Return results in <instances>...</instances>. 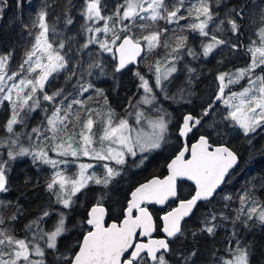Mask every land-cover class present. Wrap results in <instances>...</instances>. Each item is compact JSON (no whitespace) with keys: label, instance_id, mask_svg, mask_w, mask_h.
<instances>
[{"label":"snow or ice","instance_id":"6c2138e0","mask_svg":"<svg viewBox=\"0 0 264 264\" xmlns=\"http://www.w3.org/2000/svg\"><path fill=\"white\" fill-rule=\"evenodd\" d=\"M215 5L224 8L222 18L221 13L214 10L213 0H196L187 6L185 0H175L171 6L167 0H119L111 11L104 0H84L80 9L84 21L81 32L91 35L79 44L76 55L96 44L99 52L89 53L87 63L80 59L72 63L70 42L75 37L64 38L58 34L56 23L50 25L47 20L48 8L52 5L45 4L37 13L36 20L30 26L24 25L26 29H37V32L18 69L9 72L12 53L0 54V106L7 109V118L0 125L6 135L0 136V144L8 146L7 159H0V192L8 191L10 163L21 156H31L33 163L51 166L53 172L46 183V190L54 197V203L62 205L65 210L74 208L77 193L90 183L107 188L121 176L129 156L136 157L138 152L158 149L165 141L171 119L164 109L156 107V90L164 93L166 99H176L177 96L179 100L186 99L185 88L178 89L172 95H168L166 89V83L178 71L177 64L183 55L186 53L193 59L200 55L209 56L218 46L230 43L218 34H239L244 21L255 27L257 37L245 46L250 56L249 63L243 68L217 74L219 83L215 99L199 115L191 112L184 114L178 125V135L189 137L194 129L212 116L215 103L221 100L227 106L222 119L239 125L246 135L264 125V0L255 11L252 0H238L237 3L215 0ZM6 6L7 0H0V9ZM73 7L72 0H65L61 16L57 19L64 17L65 24L71 25L73 19L69 13ZM217 20L219 22L215 23ZM160 21L166 25L175 24L178 28H159ZM180 21L186 23L181 25ZM214 23L215 27L210 28L209 25ZM136 27L147 34L137 36L133 32ZM154 27L156 30H150ZM184 30L207 39L206 43L201 42V52L189 46L187 35L177 34ZM29 35L32 33L29 32ZM100 35L104 38L101 39ZM239 46L237 43L231 44L233 49ZM145 48L149 52L164 48L167 52L164 58L148 66V71L154 76V84L139 69L133 73L139 81L138 90L143 91L135 104L129 100L128 107L135 111L126 109V116L117 119L110 106L106 111L88 106V101L93 97H83L89 90H93L107 106L104 90L85 79L86 76H93L94 70H98L101 76L108 75L103 53H110L115 60L112 68L115 74L136 62ZM186 70L190 74L195 72V69L187 66ZM257 70L260 75L256 74ZM62 71L68 73L65 76L66 85L76 80L71 85L72 91L63 86L51 93L46 91L50 77L54 78ZM242 80H247L246 85L238 92L231 91V86L240 84ZM191 83L190 76L188 84ZM143 105H151L155 114L146 115ZM37 109L44 112L40 124L32 127L30 132L17 131V127H28V118ZM128 116H134L135 125L129 123ZM209 127L214 129L215 124ZM25 141L28 146H25ZM50 152L55 153V157L50 156ZM69 157L73 159L69 160ZM81 157L102 162L103 175L89 171L94 168L92 163H79L77 172L68 176L61 165L75 163ZM236 163L235 152L224 145L212 147L207 135H200L191 145L184 143L167 164V176L163 179L155 177L130 192L122 212L123 219L119 223L105 226L106 210L98 200L84 221L91 226L90 229L66 253L60 252L58 241L68 231L65 223L67 211L59 212L52 228L45 230L44 220L51 215L49 205L40 216L24 226L25 235L22 238L6 227L5 218L0 216V264H47L49 251L58 264H172L168 259V254L173 252L170 241L184 236L182 221L193 214L198 202H210L214 198ZM185 179L194 182L195 190L190 198L182 199L180 182ZM251 191L246 190L239 197L242 207L238 212L245 213L243 205L249 204L245 213L247 220L255 217L264 223V202L254 199ZM231 199L230 196L225 197V200ZM169 201L176 202L177 206L162 217H154L149 206L165 205ZM19 211L7 220L15 221ZM216 219L214 213H209L192 236L195 237L197 232L213 235L217 227L214 223ZM235 220L239 221L240 215ZM157 231H162L164 236L155 237L153 234ZM234 245L229 248L230 258L224 259L222 264H249L247 245L241 244L239 239L234 241ZM196 254V251L176 253L179 264H194L192 258Z\"/></svg>","mask_w":264,"mask_h":264},{"label":"trees","instance_id":"16d2710c","mask_svg":"<svg viewBox=\"0 0 264 264\" xmlns=\"http://www.w3.org/2000/svg\"><path fill=\"white\" fill-rule=\"evenodd\" d=\"M83 2L84 0H72L74 7L69 14L73 19V23L66 25L64 17L57 19L61 16V8L65 0H7V6L0 9V54L9 52L12 55L14 54L16 47L23 41L25 35L26 37L29 35V33H25L26 29L23 27L25 23L21 26L22 18L25 20L35 11L37 14L45 4H48L52 5L48 8V23L51 25L55 22L57 32L62 37H75V40L70 42L73 49L72 53H69L72 56V63H75L77 59L87 63L89 53L97 54L99 46L98 44L90 45L84 52L76 55V48L79 44L85 42L88 35H91L81 32V25L84 21L80 9ZM104 2L111 11L119 0H104ZM195 2L196 0H185V6ZM237 2L238 0H231V3ZM252 2L254 11L262 6L261 0H252ZM213 7L215 11L221 13L222 18L224 8L216 7L215 0H213ZM184 14L186 15V12ZM218 22L217 20L215 23ZM185 23L186 21H180L181 25ZM215 23L210 24L209 27L214 28ZM243 23L244 27L239 34L228 32L218 34L220 38L227 39L230 43L218 46L209 56L200 55L199 58L193 59L186 53L183 55V59L177 64L178 71L166 83V88L168 95L176 94L178 89L185 88L186 99L179 100L178 96L176 99H166L163 98V95L160 96L161 93L158 89L156 90L157 97H159L156 107L164 109L171 119L165 141L158 149L137 154L136 157L129 156L127 163L123 166L121 176L117 177L107 188L90 183L87 188L77 193L74 208L71 211L65 210L68 214V219L65 222L68 231L58 241L61 253H66L68 249L74 248L77 242L82 240L83 234L90 229L84 221L87 219L89 209L98 200L107 209L109 221L120 222L123 219L122 212L130 192L139 184L153 177H164L167 174V164L185 143L178 135V125L182 122V116L189 112L193 115H199L202 109L215 99V94L218 91L216 77L219 72L234 71L237 68L247 66L249 63L250 56L246 52L245 46L257 37L255 27L247 21ZM158 27L178 28L175 24L166 25L164 21H160ZM150 30H156V28ZM31 32V37H34L37 29ZM133 32L137 36L147 34V32L141 31L139 27L133 28ZM177 34L187 35L189 46L195 49L196 52H201L202 41L207 42L206 38L189 30ZM169 35H171V32ZM100 38L103 39V35H100ZM232 43H237L240 46L233 49L231 48ZM166 52L167 50L164 48H157L151 52L145 48V55L137 66L115 74L112 73L115 60L110 53H103L102 59L108 75L101 76L98 70H94V75L86 76L85 79L90 80L96 88L104 90L107 96V106H105L102 98L96 97L93 90L85 93L83 98L86 99L88 96H92L93 99L88 101V106L94 108L100 104V111H106L107 107L110 106L115 111L117 119L126 116V109L129 112H134V108L128 107L129 100L131 99L135 104L140 99L142 90H138L139 81L133 73L139 69L142 74L146 75L150 83L154 84V76L148 71V66L154 64L156 60L164 58ZM149 54L150 63L145 65L144 62L147 61ZM186 66L195 69V72L188 73ZM67 74V72L62 71L56 74L54 78L50 77V82L46 85V91L51 93L62 86L66 87L68 91H72L71 85L75 84L76 80L73 79L66 85L65 76ZM256 74L260 75L261 73L257 70ZM190 76L192 83L189 85ZM189 92L191 95H188ZM214 108L215 112L212 116L208 117L197 129H194L193 133L189 134L187 143L190 145L200 135H207L211 143L226 144L230 147L238 155L240 163L238 168L230 174L222 191L210 202L200 203L194 214L183 222L184 236L170 241L173 252L168 254V259L172 261V264H179L177 252L187 254L196 251V256L192 258L194 264H222L224 259L230 258L229 248L234 247V241L239 239L241 244L247 245L249 248V264H264V223L259 222L255 217L247 220L245 213L249 204L243 205L245 213L238 212L242 207L239 197L246 190H252L251 195L253 198L264 202V125L246 135L238 125L222 119L223 115H226L227 108L222 101H217ZM145 113L154 115L155 110L152 106H148ZM43 117L44 112L39 110L33 117L29 116L27 128L17 127L16 130L30 132L32 127L40 124ZM6 118L7 109L0 106V125L3 124ZM127 118L130 120L129 116ZM210 124H215V128L209 127ZM4 135L6 133L0 128V136ZM25 146H28L27 141H25ZM7 147L6 144H0V159H7ZM49 155L55 156V153L50 152ZM86 160H89V157H81L79 162L66 165V168L63 169L66 174L77 172L78 164ZM141 160H143L142 163ZM95 163L97 162L95 161ZM101 164L102 162L97 163L95 166L97 167L98 176L103 175ZM52 172L53 169L49 165L39 162L33 163L31 156H21L11 161L8 172V191L0 194V216L5 218L6 224L10 230L15 231L17 237H24V226L40 216L42 210L48 208L49 205H51V208H48L51 215L45 218L43 227L45 230H49L57 220L60 205L54 203V197L46 190V183L49 181ZM194 190L195 187L192 184L180 182L182 199L190 198V195L194 194ZM226 196H230L232 199L225 200ZM176 205V202H171L165 209L150 207V210L154 217L158 218ZM18 209L20 211L17 219L8 221L7 218L17 213ZM209 213H214L217 216L216 221H214L217 225L215 233L209 235L206 232H197V235L193 237L192 233L201 227V221ZM237 215H240L239 221L235 220ZM224 217H227V219H224ZM245 220H247L246 223L243 222ZM157 223H161L159 219H157ZM233 233H236V235L233 236ZM156 237H162V231H157ZM46 261L47 264H58L51 251L46 256Z\"/></svg>","mask_w":264,"mask_h":264},{"label":"rangeland","instance_id":"374dc122","mask_svg":"<svg viewBox=\"0 0 264 264\" xmlns=\"http://www.w3.org/2000/svg\"><path fill=\"white\" fill-rule=\"evenodd\" d=\"M167 3H168V5L169 6H171L173 3H175V0H167ZM36 18H37V14H36V11L33 13L32 12V14H31V16L30 17H27L25 20H23V18H22V20H21V26H23V24L25 23V25H31L32 24V22L33 21H35L36 20ZM24 27V26H23ZM25 28V27H24ZM26 29V28H25ZM34 30H36V29H34V28H31V27H29V28H27L26 29V31H25V33L26 34H28L29 32H31V31H34ZM32 33V32H31ZM33 39H34V37H31V35H28L27 37H26V35H25V37H24V39H23V41L19 44V46H17L16 47V50H15V52H14V54L11 56V60H10V62H9V72L11 73V72H13V71H16L17 69H18V67H19V65L21 64V62H22V60L24 59V56H25V52L31 47V44L33 43ZM210 55V54H209ZM150 63V54L148 55V59H147V61L146 62H144V64L145 65H147V64H149ZM237 69H239V68H237ZM257 75H259V74H257ZM219 83V82H218ZM246 83H247V80H242L241 82H240V84H238V85H233V86H231V91H240L241 90V88L244 86V85H246ZM218 87V86H217ZM167 89V88H166ZM227 92H228V89H226V94H227ZM161 93V92H160ZM167 93H168V90H167ZM142 95H143V91H142ZM141 95V96H142ZM162 95H163V98H165V94L164 93H161L160 94V96L162 97ZM158 99H159V97H158ZM157 99V100H158ZM222 101V100H221ZM223 102V101H222ZM157 101H156V105H157ZM148 106H151V105H143V109L145 110ZM226 106V105H225ZM227 107V106H226ZM94 109H98V110H100L101 109V105L99 104V106H96V107H94ZM39 110H41V109H37V110H35L34 112H32L31 113V115H30V117H33V115L37 112V111H39ZM134 111H135V109H134ZM147 115V114H146ZM129 118H130V120H129V123L130 124H133V125H135V119H134V116H129ZM37 121V120H36ZM239 126V125H238ZM136 127H140V126H138V125H136ZM144 127H145V129L147 130V128H146V125H144ZM259 128V127H258ZM257 128V129H258ZM97 131H98V129H97ZM137 154H143V153H137ZM56 155V154H55ZM53 157H55V156H53ZM69 160H72L73 158H71V157H69L68 158ZM77 162H79V160L78 161H76L75 163H77ZM83 163H92L93 165H94V168L93 169H90L89 171L91 172V171H95L96 173H97V167H95L96 165H97V163H95V160H92V159H90L89 158V160H86V161H84ZM72 164H74V163H69L68 165H72ZM61 168H66V166L65 165H61ZM67 170V169H66ZM78 170V169H77ZM68 171V170H67ZM76 172H71V173H67L69 176H73L74 174H75ZM98 175V174H97ZM61 211H65V209H63V206L62 205H60V211L59 212H61ZM6 227H8V225L6 224L5 225ZM9 228V227H8ZM10 229V228H9Z\"/></svg>","mask_w":264,"mask_h":264},{"label":"water","instance_id":"95a60500","mask_svg":"<svg viewBox=\"0 0 264 264\" xmlns=\"http://www.w3.org/2000/svg\"><path fill=\"white\" fill-rule=\"evenodd\" d=\"M144 54H145V50L143 51V52H141V56L140 57H138L137 58V61L136 62H134L133 64H130L126 69H128V68H131V67H134V66H137L138 65V63L140 62V60L144 57ZM125 69V70H126ZM182 138V137H181ZM183 140H184V142L185 143H187V138H182ZM198 139V138H197ZM196 139V140H197ZM196 140L195 141H193L191 144H193V143H195L196 142ZM210 141V140H209ZM190 144V145H191ZM210 144L212 145V147H218V146H220V145H224V146H226V147H228L226 144H213V143H211L210 142ZM228 148H230V147H228ZM231 149V148H230ZM211 150V149H210ZM232 150V149H231ZM233 151V150H232ZM234 152V151H233ZM237 155V154H236ZM175 157V156H174ZM173 157V158H174ZM172 158V159H173ZM171 159V160H172ZM171 160L169 161V163L171 162ZM239 163H240V160H239V157H238V155H237V163L233 166V168L232 169H230L229 170V174L227 175V177H226V179H225V182L224 183H222L221 185H220V187L217 189V192L215 193V195H214V198H215V196L220 192V191H222V189H223V187H224V185H225V183L227 182V180H228V178H229V176H230V174L236 169V168H238V166H239ZM167 169V168H166ZM168 175V171H167V174L165 175V176H167ZM164 176V177H165ZM158 177V176H157ZM164 177H159V178H161V179H163ZM153 178H155V177H153ZM153 178H151V179H153ZM151 179H149V180H151ZM149 180H147V181H149ZM147 181H145V182H143V183H146ZM182 182V181H181ZM183 182H188V183H190V184H192L194 187H195V184H194V182L193 181H189V180H183ZM142 184V183H141ZM140 185V184H139ZM138 185V186H139ZM0 193H2V192H0ZM214 198H212L211 200H213ZM172 201H169L168 203H166L165 205H158V204H154V205H150L149 206V210H150V207H157V208H160V209H165V208H167L168 207V205L171 203ZM205 202H207V201H202V202H198V204H197V207L194 209V211H193V214H194V212L196 211V209L198 208V206H199V204L200 203H205ZM104 208H105V206H103ZM91 209V208H90ZM89 209V210H90ZM105 210H106V212H105V217H104V220H105V226H108V225H110L111 223H113V222H117V221H109V214H108V211H107V209L105 208ZM151 211V210H150ZM169 211H171V210H169ZM165 214V213H164ZM163 214V215H164ZM192 214V215H193ZM191 215V216H192ZM190 216V217H191ZM190 217H186L185 218V220L184 221H186V220H188ZM184 221H182V226H183V222ZM117 223H119V222H117ZM91 227V226H90ZM155 237H156V232L153 234ZM164 236V233L162 232V237ZM157 238H159V237H157ZM141 239H144L143 237L141 238Z\"/></svg>","mask_w":264,"mask_h":264}]
</instances>
